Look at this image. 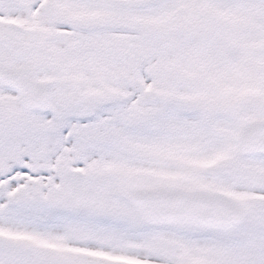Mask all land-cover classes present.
Returning <instances> with one entry per match:
<instances>
[{
	"label": "snow or ice",
	"instance_id": "snow-or-ice-1",
	"mask_svg": "<svg viewBox=\"0 0 264 264\" xmlns=\"http://www.w3.org/2000/svg\"><path fill=\"white\" fill-rule=\"evenodd\" d=\"M0 264H264V0H0Z\"/></svg>",
	"mask_w": 264,
	"mask_h": 264
}]
</instances>
